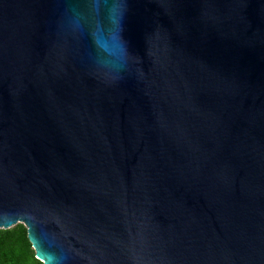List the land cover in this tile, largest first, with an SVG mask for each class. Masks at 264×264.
Listing matches in <instances>:
<instances>
[{"label":"water","instance_id":"water-1","mask_svg":"<svg viewBox=\"0 0 264 264\" xmlns=\"http://www.w3.org/2000/svg\"><path fill=\"white\" fill-rule=\"evenodd\" d=\"M42 264H264V0H0V229Z\"/></svg>","mask_w":264,"mask_h":264},{"label":"trees","instance_id":"trees-1","mask_svg":"<svg viewBox=\"0 0 264 264\" xmlns=\"http://www.w3.org/2000/svg\"><path fill=\"white\" fill-rule=\"evenodd\" d=\"M0 264H42L36 259L21 223L0 229Z\"/></svg>","mask_w":264,"mask_h":264}]
</instances>
